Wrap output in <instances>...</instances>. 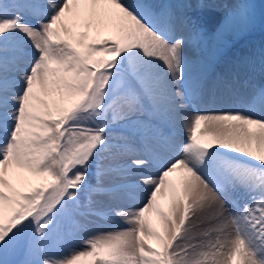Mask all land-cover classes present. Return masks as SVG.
<instances>
[{"label": "snow or ice", "instance_id": "6c2138e0", "mask_svg": "<svg viewBox=\"0 0 264 264\" xmlns=\"http://www.w3.org/2000/svg\"><path fill=\"white\" fill-rule=\"evenodd\" d=\"M255 9L0 0V264H264Z\"/></svg>", "mask_w": 264, "mask_h": 264}, {"label": "rangeland", "instance_id": "374dc122", "mask_svg": "<svg viewBox=\"0 0 264 264\" xmlns=\"http://www.w3.org/2000/svg\"><path fill=\"white\" fill-rule=\"evenodd\" d=\"M250 2L256 5V22L253 27L237 38L238 46H233L236 49L244 46L246 54L264 48V0H250Z\"/></svg>", "mask_w": 264, "mask_h": 264}, {"label": "bare ground", "instance_id": "6f19581e", "mask_svg": "<svg viewBox=\"0 0 264 264\" xmlns=\"http://www.w3.org/2000/svg\"><path fill=\"white\" fill-rule=\"evenodd\" d=\"M214 18L213 17H208V25H209V27L212 25V23H214ZM240 40V39H239ZM238 39L237 40H235L234 41V44H233V46L234 47H237L238 46ZM247 49V48H246ZM231 53H239V54H241V55H246V52H245V48H244V46L242 47V46H240V47H238L237 49L236 48H232V50H231ZM230 53V54H231ZM258 79H259V77H258ZM220 107H223V105H217V104H215L214 102H208V103H201L199 106H198V110H202V111H208V110H216V109H218V108H220ZM193 110H197V107H194V109ZM204 126H203V124L201 125V128H203ZM206 138H208V139H211V136H208V137H206ZM179 176H180V173L178 172V173H176L175 175H173L172 177H171V179L173 180V181H176V180H178V178H179ZM159 203L161 204V206H163L164 208H166V210H169L170 211V208H171V205H170V203L167 201V200H159ZM152 215V219H153V222H154V224L157 226V227H159V221L156 219V217H155V215L154 214H151Z\"/></svg>", "mask_w": 264, "mask_h": 264}]
</instances>
